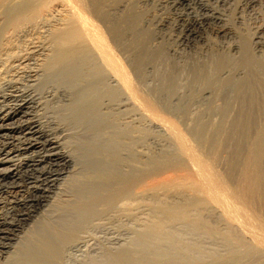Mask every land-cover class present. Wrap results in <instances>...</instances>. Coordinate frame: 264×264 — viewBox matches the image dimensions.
I'll return each mask as SVG.
<instances>
[{
	"label": "bare ground",
	"instance_id": "1",
	"mask_svg": "<svg viewBox=\"0 0 264 264\" xmlns=\"http://www.w3.org/2000/svg\"><path fill=\"white\" fill-rule=\"evenodd\" d=\"M233 21L249 22L253 55L232 39L240 56L224 79L203 77L193 56L192 77L148 81L144 66L162 53L189 57L208 35L237 33ZM148 31L157 50L140 48ZM263 56L264 0H0V264H66L86 232L143 213L161 221L157 246L164 231L192 228L220 234L227 254L204 263L182 248L158 259L140 246L107 264H264V219L234 190L237 178L255 189L261 176L252 172L264 162ZM193 102L206 111L184 121L190 139L178 119Z\"/></svg>",
	"mask_w": 264,
	"mask_h": 264
},
{
	"label": "rangeland",
	"instance_id": "2",
	"mask_svg": "<svg viewBox=\"0 0 264 264\" xmlns=\"http://www.w3.org/2000/svg\"><path fill=\"white\" fill-rule=\"evenodd\" d=\"M236 22L237 21H233L232 24L234 25V27L237 28V33L235 32L228 39L223 38V37H215V36L210 34L205 39L206 40V44H204L205 41L203 43H200L199 46H197V48L199 47V49L196 48V50H195V48H194L195 51L193 50L192 53H190L189 57H186V56H176L175 57V55L170 54V53L168 54L166 51L164 52L162 50V52H164V53H162L161 59L156 63L157 65L154 64L153 68L149 67V68L146 69L145 66H144L145 69L143 68L144 69L143 71H145V74L148 75V76H146L147 79H149L148 81L151 82V80H152L151 78L154 77V73H155V75L157 73V76H160L161 74L183 75L184 77L182 76L183 78H182L181 81H183L184 78L187 77L188 75H189V77H192L195 73H197L198 71L201 70V67L196 66V64L194 63L193 59H195V58L199 59V61L202 60L200 63H202V62L205 63V66H206L205 70L206 71L204 70L202 72L204 74L203 77L211 76V74L213 75V73L216 72L217 75L215 77L218 76L217 77V81H218L219 78L221 77V70L223 69V67H226L227 70L229 68H232L234 59L236 58V56H240L239 51L237 52V51H234L232 49L231 45H232L233 42H235V41L237 42L238 41L237 43H238V45L240 44V47H241V45L242 46L244 45L245 46L244 47L245 50L247 49V50H249V52L251 54L253 53V52H251V50L254 47V44L251 43L252 42V40H251L252 31H251L250 28H248L249 26H247V25H249V22H247V21L245 23L244 22L243 23H239V22L236 23ZM238 24H239V26H238ZM240 24H242V25H240ZM238 28H241V29H239V31H238ZM144 33H143V37L144 38L141 39L143 41H140L141 43L143 42L142 45L140 44V48H144V47L150 46V48H152L153 50H157L159 45L156 43V46H155V44L151 43V41L153 42V35H151V32L148 31V33L147 32H144ZM151 36H152V38H151ZM232 39L233 40L236 39V40L233 41ZM240 40H242L244 43L243 42L241 43ZM248 47H249V49H248ZM198 51H200V52H198ZM166 53H167V55H166ZM163 54H165V55H163ZM127 56H129V57L128 58L126 57V59L124 58V62L126 64L127 71L130 73L131 77H134V76L137 77L136 73L133 74L134 71L132 70V68H130V62H132V59H134V57H132L134 55H127ZM190 57H193V59L190 58ZM254 58H255V60H257L256 59L257 57H254ZM262 59L264 60V56H263ZM173 63H178V65L179 64L183 65V64L186 63L185 64L186 66H184L185 70L182 69V66H180V65L176 66L174 68L173 67ZM215 63H217L219 65H222V66L218 70H216L215 69L216 68ZM192 64H193V68H190L189 66H191ZM127 65H129V66H127ZM224 78L225 77H223L222 79H224ZM235 78L236 79H242V78H244V76L237 75ZM213 81H215V79L212 80L211 84L210 83L207 84V83H205V81L202 84H203L204 87L211 86V85L215 84V83H213ZM156 83H158V85H160L158 81ZM181 83H183V84H180V86H185L186 87V85H187L186 81L181 82ZM203 86L201 85V87H203ZM262 90L259 91L260 98L262 97L261 93H264V89H262ZM219 101H221V102H219ZM219 101L217 102L216 106L218 105V103H219L218 107L221 106V105L223 106V101L222 100H219ZM173 102L176 103V99H174ZM173 102H172V104L174 106L175 103H173ZM196 104L199 105V106H197ZM192 105L189 106L188 112L185 114L186 118L185 119H181L180 118V121L178 119V122L180 123L183 131L185 130L184 132L186 133V135H188L187 137H189L190 139L193 138V135L191 134V132L193 133L194 131H192V127L190 125H188V124L187 125L189 126V128H187L188 126L186 125V123L188 121L192 122V121L200 118V116L203 115L204 111H206V105L204 103L202 104V103H194L193 102ZM203 109H205V110H203ZM201 111H202V113H201ZM217 111L213 112V114H212L213 117L212 116L211 117L215 121L218 122V121L221 120V113L219 111L218 112ZM216 112L219 113L220 115H218ZM184 121L186 123H184ZM152 129H153V131H152ZM152 129H151V133L152 134H158L159 133V131H157L158 129H156V128H152ZM154 129H155V131H154ZM148 130L150 131V129H148ZM189 135H191V136H189ZM245 153H246V151L242 154V156H244ZM218 154L220 155V152ZM223 155L226 156V154H223ZM246 155L247 154H245V156ZM249 156L251 157V155H248L247 158ZM239 160L243 161V158L240 156V158H237V160L235 162H238ZM263 161H264V159H263ZM235 162H234L233 166H235V164H236ZM224 166L225 165L222 164V166H219V168H218L222 174H225L224 173L225 172ZM260 166L258 167V171H257V169H255L256 166H254V170L252 172L253 174L256 172V174H254V175H257L258 173L261 174V176H262V174L264 175V170H263L264 169V162L262 164V168L263 169ZM229 167H231V166L229 165ZM260 168H261V170H260ZM227 169H228V166H227ZM229 171H230V168H229ZM233 172H234V170H232V173L229 172V175H227L228 184L229 185L231 184L230 187L232 188V190L234 189V187H236V186H234V184L236 183V182H234V178H235V174L236 173L235 172L233 173ZM170 173L171 172H169L168 175H170ZM168 175L165 174L164 175L165 177L162 176V175H159V176H157L158 178L155 177L154 180L159 179L156 182H158V181L160 182L161 181V183H163L165 178H166V176H168ZM261 176L259 175V179L257 180L258 184L256 183L257 184L256 187L259 186L258 188H260V187L262 188V186H263L262 189L260 188L258 190V188H256V187H255V189L254 188L252 189L250 185L246 186V185L250 184L249 180L247 179V181H246L244 178L240 177V178L236 179V180H238L239 184H237L238 182L236 183L237 184V188L234 189V190L235 191H237V189L240 190L239 194L244 197L245 203L248 201L246 203L248 209L249 210L251 209L252 210V211L250 210L251 212H254V213L256 212L257 215H259L261 218L264 219V211H263L264 210L263 209V207H264V202H263V200H264V180H263L264 176H262V178H261ZM232 179H233V181H232ZM241 180H243V181H241ZM241 182L246 184V185L242 184ZM161 183H159V184H161ZM240 187H242L244 189L245 188L246 189L249 188V190H247L249 192L245 191L246 189L245 190L242 189V188L240 189ZM250 189H252V191ZM237 192H239V191H237ZM245 192H246L247 195L248 194L249 195L248 196L244 195ZM251 193L255 194V195H252ZM260 195H261V197H260ZM245 197H249V198H245ZM260 198L263 199V200H261ZM258 203H260V204L262 203L261 206ZM253 205H255V206L257 205L256 208ZM257 207H259V209ZM260 208H262L263 210L260 209ZM126 219H128V220H126ZM126 219L124 218V219H122L120 221H113L112 223H109V224H106V225L105 224H102V225L99 224L98 226L94 227L92 230L86 232V234H84L85 235L84 238H83L84 242L82 243L81 247L73 249V250H71L69 252V255L67 256V259H66V264H107L110 254L118 253L120 250L130 249V248L132 250H137V249H140L141 247L142 248H146L148 250V253L151 254L152 258L155 257V258H158V259H172L174 257L176 258V257H178L177 254H180V250H182V248H183L184 251L182 250L181 252L186 253L188 260L192 261V259H193V261L194 260L197 261V259H198V260L203 261L204 263L209 262V260L213 258L212 255L215 257L214 254H218L219 257L220 256H224V252H225V255L227 254V248H226L227 247V244H226L227 242L218 233H214L213 232V233H209L208 234L207 232L203 231V233L197 234V233H194V231L191 232L192 228L191 229L186 228V229L179 230L178 232L171 233V234L169 232H165L164 231V233H166L167 235L163 234L164 235V236H162V239H164V240H162L163 243H162L161 246H157L155 242L157 241V236H159V234H160L159 232L162 231L161 230V225H160L161 221H160L159 218H157L156 216H152V214H150V213H143V214H140L137 218H134V219L132 218L131 220H129L130 218H126ZM220 227L222 229H224V226L221 225ZM224 230H226V229H224ZM146 231L148 232V234H147ZM168 233H169V235H168ZM153 234H155V235H153ZM142 235H144V236H142ZM198 235H202L203 237L200 238V236L198 237ZM152 236H153V239H151ZM154 237L156 238V240H155ZM169 242H171V243L169 244ZM173 242H174V244H173ZM153 245H154L155 248L152 247ZM147 246H149V247H147ZM159 248H160L161 251L159 250ZM163 248H164V250H163ZM166 248H168V249H166ZM187 248H189V250ZM152 249H155V250L150 252V250H152ZM163 253H165V254H163ZM166 254H167V256H166ZM201 255H203L204 257L201 256Z\"/></svg>",
	"mask_w": 264,
	"mask_h": 264
}]
</instances>
